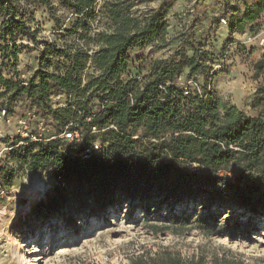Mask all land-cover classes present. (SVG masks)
Segmentation results:
<instances>
[{"label": "trees", "instance_id": "1", "mask_svg": "<svg viewBox=\"0 0 264 264\" xmlns=\"http://www.w3.org/2000/svg\"><path fill=\"white\" fill-rule=\"evenodd\" d=\"M52 1L35 2L53 18ZM58 1L80 17L64 30L65 35L77 34L89 41L44 44L46 51L39 53L38 68L28 81L0 76V84L12 92L10 100L24 95L37 109L48 111L61 131L68 127L82 134L81 142L70 143L65 150L56 139L29 143L14 156L18 166H28L34 173L49 172L54 181L34 209L61 214L68 226L77 224L78 215L102 216L123 203L141 209L147 233L164 239L168 233L174 241L161 242L156 248L139 245L126 254L128 264H264V257L230 246L253 229L241 220L244 215H264V54L254 63V77L260 80L250 107L256 114L248 115L206 86L201 93L193 90L185 95L184 86L177 82L182 68L201 72L202 59L212 55L201 51L190 28L169 59L147 62L137 56L141 64L132 73L131 50L155 40L156 48L168 43L166 22L159 11L138 14L127 0L110 2L105 6L104 28L92 36L97 0ZM245 7L244 14L225 17L230 32H242L264 14V0ZM0 16L1 59L11 62L15 70L16 41L27 38L37 44L40 23L33 10L20 8L16 0H0ZM53 19L63 31L59 20ZM90 41L97 44L92 52ZM187 44L192 56L183 53ZM59 56L66 61H58L62 72H50L51 61L44 68L48 57ZM56 93L66 95V107L51 108L49 99ZM97 133L103 144L99 153L88 159L70 153H80L96 140ZM189 202H200L206 214L172 212ZM163 208L168 209L164 217ZM229 211L237 213L224 218ZM155 214L158 220L151 219ZM194 230L205 242L183 250L178 244ZM217 238L228 243H217Z\"/></svg>", "mask_w": 264, "mask_h": 264}, {"label": "rangeland", "instance_id": "2", "mask_svg": "<svg viewBox=\"0 0 264 264\" xmlns=\"http://www.w3.org/2000/svg\"><path fill=\"white\" fill-rule=\"evenodd\" d=\"M18 6L25 10H33L36 20L40 23V32L35 44L27 38L16 41L19 47L16 69L9 61L3 62L0 54V76L4 79L28 81L38 68V56L45 50L46 43L83 44L88 38L81 39L77 34L66 36L64 30L80 19L69 6L62 5L58 0L52 1L53 18L59 20L63 31L58 30L50 14L36 4V0H16ZM121 0H97L95 19H91L89 35L104 28L106 22V4ZM132 4L131 11L142 14L149 10H157L164 16L166 22L167 44L154 47L158 41L134 48L129 52L135 60L131 68L137 73L141 62L137 56H143L147 62L151 59H169L174 49L185 40L189 34L188 28L194 34L196 42L201 43V51L212 53L204 62L201 72L191 73L189 67L182 68L178 84L191 86L201 93L204 86L213 90L218 98L236 105L248 115L256 114L250 107L259 80L255 79L254 63L264 54V14L251 24H246L242 32L232 33L228 29L227 15L244 14L245 4L253 5L258 0H127ZM238 9L239 11H237ZM2 17L0 16V23ZM32 27H35L31 23ZM223 31L227 34L223 35ZM188 32V33H187ZM185 34V35H184ZM223 36L226 37L224 40ZM224 40V41H222ZM229 41V42H228ZM9 46L13 42L8 39ZM226 46L224 43H226ZM92 52L97 48L95 41L88 42ZM1 44V41H0ZM242 46V47H241ZM245 48V50H243ZM46 51V50H45ZM186 56H192L189 44L183 48ZM52 58V57H51ZM50 72H62L58 68V61L65 63L63 56L50 59L43 63ZM91 72V71H90ZM11 91H6L0 84V107L11 109L12 113L23 114L31 111L38 112L50 124L52 131L60 134V126L53 116L43 109L39 110L26 96L10 100ZM49 105L54 109L68 105V98L63 93L50 96ZM13 128L0 124V132L9 133ZM98 134V133H97ZM102 135L98 134L95 141L101 142ZM61 140L62 150L70 145ZM8 184H14L17 192L12 193L11 199L0 206V264H128L126 254L139 245L157 247L163 242L170 244L174 237L167 233L165 237L154 238L144 226V214L141 209L134 210L132 206L123 203L118 209L110 210L102 216L85 217L78 215L75 226H68L61 214L47 215L37 212L35 205L45 198L53 188L54 181L49 172H32L28 166H14L4 172ZM213 210V208H211ZM188 211L196 216L206 214L207 210L200 202L175 207L172 212ZM159 213V212H158ZM168 209H162V216ZM237 211L225 213L224 218L235 215ZM152 220H158L155 214ZM245 224L250 223L253 228L246 237L230 244L247 255L264 257V215L260 217L246 214L241 219ZM164 239V240H162ZM217 243L227 244L226 238H217ZM205 242L197 236L194 230L179 247L190 250L192 246ZM64 249V251L62 250Z\"/></svg>", "mask_w": 264, "mask_h": 264}, {"label": "built area", "instance_id": "3", "mask_svg": "<svg viewBox=\"0 0 264 264\" xmlns=\"http://www.w3.org/2000/svg\"><path fill=\"white\" fill-rule=\"evenodd\" d=\"M264 43V42H262ZM180 79V77H178ZM177 79V82H178ZM185 95L193 91L191 86L185 87ZM56 106L52 105L54 109ZM91 121V118H88ZM0 124L12 127V132H0V206L11 199L12 193L17 192L14 184H8L4 171L17 166L14 158L16 154L22 151L29 143H47L51 140L62 139L69 143H78L82 141V134L78 130L68 129V127L56 134L52 131V127L38 112L31 111L23 114H15L10 112L5 107H0ZM112 128H115L113 125ZM97 129L93 127L92 133H96ZM138 136H134L137 138ZM103 144L99 141H94L84 148L80 153L70 152L78 155L83 159H88L92 155L101 151ZM62 149V146H60Z\"/></svg>", "mask_w": 264, "mask_h": 264}, {"label": "crops", "instance_id": "4", "mask_svg": "<svg viewBox=\"0 0 264 264\" xmlns=\"http://www.w3.org/2000/svg\"><path fill=\"white\" fill-rule=\"evenodd\" d=\"M226 30L228 31L229 29L226 28ZM222 33H223V35L225 34V36H227V34L225 33V31H223ZM225 36H223V37H224V38H223L224 40L226 39ZM224 40H222V41H224Z\"/></svg>", "mask_w": 264, "mask_h": 264}, {"label": "bare ground", "instance_id": "5", "mask_svg": "<svg viewBox=\"0 0 264 264\" xmlns=\"http://www.w3.org/2000/svg\"><path fill=\"white\" fill-rule=\"evenodd\" d=\"M64 251V249H62Z\"/></svg>", "mask_w": 264, "mask_h": 264}]
</instances>
